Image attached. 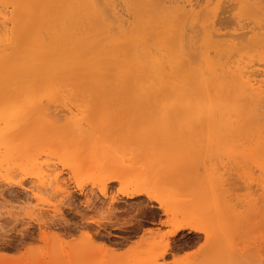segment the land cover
<instances>
[{
    "label": "rangeland",
    "instance_id": "374dc122",
    "mask_svg": "<svg viewBox=\"0 0 264 264\" xmlns=\"http://www.w3.org/2000/svg\"><path fill=\"white\" fill-rule=\"evenodd\" d=\"M57 1L30 0L29 2V0H25L24 2V0H5L7 3L4 6L7 8L8 4L9 7L5 10L7 18L10 19V24L8 25L9 29H11V34L13 35L15 33L13 35V38L16 36L14 38L15 41L20 42L23 38L22 32L27 30V27H40L39 30L42 31V29L46 26L55 27V25H58L60 21L63 23L67 22V24H65L66 26L61 28V31L64 30L68 33L65 42L60 44L64 48L67 47L66 44H77L78 42H80V45H84L82 41H85L86 45V43L90 42V40L96 41V43L99 44L98 46L101 47L102 45L98 41H102V34L101 37L96 36V34L99 35L101 31L108 36L107 38L111 35L115 37L113 32L117 31L118 35L116 33L115 34L118 39L121 35L124 41L119 39L122 42H117L119 40L116 41L115 39L114 49L106 51L102 50V55L96 57V60L99 59L98 63L95 62L96 67L95 65L90 66L89 64L91 62L87 61L83 67L85 69H80L76 66L71 68L68 76L69 80L65 84L66 87L64 94L67 95L68 92L70 95V98L69 95H67L68 98L72 99L71 101L77 105L78 111L76 110L77 108H73L72 105L71 113H68V111H64V113H62V111H60L62 108L60 107V104L58 105L57 103L56 106L58 105L59 107L57 106L56 111L54 110L55 107L51 108L55 113L60 108L57 114L61 112V117L60 114L58 116L62 120V123L61 121L56 120L57 117L55 116L53 119L55 122L52 123L54 126L52 124L50 125V134H47L48 136L34 134L30 140V142L34 143V145L31 146V144H29L30 146L28 147L30 152L35 155L37 166L40 165L45 168V164H48L51 169V174H58L60 181L59 185L61 187L57 189L54 184H51L53 187L49 188V190L43 189L46 193L40 191L35 200L34 197H32L31 192H29V189L33 186V184L35 185V183H37V180L34 181L35 178L33 171L35 170H33L31 165H27L26 168H23L20 165V161H18L15 166H11L7 173H0V213L5 211L8 205L11 206L12 204V206H14L15 203L22 202V200L26 198H28L30 201L29 203L32 204L29 208V204L20 203L21 206L18 208L19 213L16 215H11V213L8 215L0 214V264H264V86L260 89V99L257 101L252 100L251 98H244L238 102V104L236 103L240 107V112L236 114L237 116L233 114V116L231 115L230 120H232V130L230 133H225L223 128H219L221 133H219V131L216 133L217 129H213L211 121L204 115V108L201 105L197 106L195 102L189 104L188 106L180 107L182 115H184L188 121H185L186 119L183 118L182 115L180 116L183 119H180V116L173 112L171 120H163L160 118L159 110L160 108H163V104H161V107L159 106V108L156 105L150 112L146 109L148 106L151 108L153 106L152 101L154 102L160 94L165 91L164 89H166L167 86L169 87V84H164L168 78V82H170L174 79V77H178L177 80L176 78L174 80H180L177 82L178 84L181 83L179 86H182L183 83V86L190 85L192 88L195 84V89L193 88V90L190 89L191 91H189L192 96L196 94L193 96V98H195L198 91L197 84L196 82H193L195 81V77L190 73H193L196 70H201V68L203 70V64H200L201 62L198 60H201V56L204 51L207 50L209 53L211 48L213 49L210 53L212 56L209 54V57H214L211 59L214 63L221 64V60H226L223 58L224 54L223 56L221 54L224 52L226 55L228 52L225 51L226 48L224 45H220L219 41L221 40V42H223V40L231 38L226 37L227 32H229V34L230 32L233 34L234 31L239 33L238 31L241 30L239 28H242L244 35L247 32L245 35V40L247 41L245 43L248 42L250 45L256 43L255 48H257L256 51L253 45L249 46L247 43V49L245 50L248 51L244 50L245 55H242L243 57L241 58L236 56L237 54L233 53L235 55L234 57L233 54L232 56L231 53H229V61L232 62L234 60L235 62L239 60L241 63L242 60V64L244 61L245 63L247 62V65L254 64L252 69H254V67L255 70L256 67L257 69H262V66H260L259 63H264V59L262 57L264 55V10H260L259 7H263L264 4L258 5L256 8L254 1L257 0H208L207 3L205 0H199L201 4L199 2V7L197 6L194 8V12L189 17L190 20L192 19L190 21L186 20V17H180L177 15V7L174 5L175 3L172 2L173 0H170L171 2L167 0L168 3L163 0L164 5H162V0H113L115 5H111V3H113L112 0H102L105 4L101 3V0H95L94 4L97 8L93 4V8L91 7L93 11H97L96 13L98 14L100 13V9H102V11L107 9L110 11L109 13H111V15L108 12H104L103 14V17L108 19L106 21L108 25L105 27L101 26V20L98 15L96 17L93 12L87 10L85 6L86 4L84 5L85 0H70L71 2L69 0ZM75 1L78 2L76 3ZM150 1H152V3ZM193 1L195 2L196 0H192V2ZM23 3L24 5L27 3L30 6H28L29 11L28 9H24V7L27 8V6H23ZM170 3H174V9L171 7L172 5L169 6ZM165 4H168V7H166ZM220 4L222 6H220ZM77 5L79 7H75ZM217 5L220 6V9H218L219 6ZM81 6H83L82 9ZM213 6L216 7L214 8ZM20 8L23 9V13ZM111 8H114L115 11H119V14L122 15V19L130 22L131 27L129 26L124 31L125 33H121L117 29L113 31L111 27V30L107 28L110 26L109 19H114ZM207 9L210 11V14H214V17L212 16L214 19L210 16ZM214 9H216L217 12ZM161 11L168 14L166 15ZM198 11H200L199 14L197 13ZM76 12L77 17H73ZM87 12L88 16L85 15ZM90 13H92L93 17ZM37 14H41L42 17L40 16V18L36 21H31L28 26H26L27 24L24 25V17L26 15L34 17ZM82 14L84 18L81 16ZM215 14L217 16H215ZM17 15H20V17ZM60 15L62 17H60ZM152 15L155 16L154 20L156 21L151 19L153 18ZM165 15L166 17L170 15L172 20L170 18L162 19ZM208 15L212 19H210ZM147 16H149L150 19ZM157 16L160 20H158L159 18H157ZM71 17H73L72 22L70 21ZM85 17L89 18L86 19ZM95 17L99 19V23L95 21ZM177 17H179V21H176ZM50 18H52V21ZM146 18H148V20ZM91 19L95 22H92ZM182 19L183 22H181ZM85 20H88L89 24H87L88 21ZM208 20H214L213 22H215L217 29L214 27V23V29H212L215 33H218V35L219 30L222 29L220 31L221 35H219L218 38L215 36L214 37L216 39L214 37H212L213 39L211 38L212 43L206 36L205 29L207 27L205 28V23ZM167 21L170 22L168 23ZM69 22L71 24H69ZM78 22H81V27L78 25ZM152 22H154L153 25L151 24ZM90 23L95 25H91ZM188 23L189 25H187ZM117 24V21L114 22L113 25L111 24L113 26L112 28L115 29ZM169 24L170 27L167 26ZM21 25H24L22 27L23 30L18 31ZM71 25H73L72 31ZM75 25L77 28L74 27ZM154 25V28H150ZM93 26L96 27L94 28ZM126 26L127 25L125 24V27ZM178 26L179 29H177ZM182 26L184 29L183 34L186 33L184 34L185 49L186 47H189L187 51H189V54H193L190 56L187 52V55L191 57L189 58L192 63L190 62V59L186 57V51L180 50L181 52L183 51L182 54L177 52L178 50L176 44L174 45V41L171 38L174 34V36H176V30L182 29ZM97 27H99V29ZM56 28V31L60 30L58 27ZM92 28H94V30H92ZM135 28H138L141 31H137ZM147 28L150 29L146 30ZM218 28L220 29L218 30ZM236 28L238 30H236ZM75 30H77L78 35ZM92 31H94V34L92 33L91 35ZM244 31L246 32L244 33ZM133 32H135V34ZM132 33L138 36L133 37L134 35ZM222 33H226L223 38L221 37ZM253 33L256 35H253ZM142 34H144L143 36L145 37L144 40L146 42L147 39L150 40H148L149 44L141 39ZM151 35H154V40L156 39L155 41H153ZM91 36H93L94 39ZM146 36H149V38ZM87 38L88 40L90 38V40L86 41ZM138 39L140 40L139 45ZM186 39L188 41H186ZM257 39L259 42H255ZM153 43H155V47H153ZM214 43H219V45L215 47ZM136 44L137 46L135 48ZM144 44L149 45L148 47L147 45L145 46V48L147 47L146 50L144 48ZM199 44L201 45V50L199 49ZM258 44L260 46L262 45V47H259ZM125 45L128 46L126 47ZM150 45L154 49H150ZM156 45H158L159 48H157ZM131 46L132 50L130 48ZM163 46L165 48H163ZM168 46L170 47L168 48ZM134 48L137 51H142H139L140 55H137V57H145L141 59L139 57V59L136 58L135 55L137 54V51H135ZM155 48H163V50H161L162 52H160V56H158V50L156 51ZM116 49L118 52H114ZM149 49L153 51L155 50L157 53H155V51L151 52ZM174 49L177 51L175 52ZM252 49H254V51L250 53L249 51ZM122 50L123 52H121ZM149 51L152 54L154 53L153 56L156 54L157 56H149V54H151ZM108 52L111 53L108 54ZM126 52H128V54ZM141 53L145 55H141ZM162 53L167 57L166 59L163 55H161ZM183 53H185V55ZM131 54L133 56H130ZM214 54L217 55V58L213 56ZM196 55L200 56V58L198 59V56ZM219 55L222 56V58L218 57ZM246 55L249 57H246ZM255 55L257 56L255 57ZM194 56L198 59L197 64L195 62L196 60L194 61V59H196ZM129 57L130 59H133L130 60L128 59ZM157 57H161L162 59L160 61L162 62L163 60L164 63L165 60H168V63L170 59L173 61L177 59L176 62L174 61L177 68L175 64L168 65L169 63H165L164 66V63L162 62L163 67H166V70H169V73L164 70L162 75L163 80L159 79L160 87L159 84H156V82H158V78L155 77L157 81L153 78L155 76H153L154 73L151 76L153 70L151 69L150 71L148 69V66L151 67L150 63H153V60ZM101 58L107 61L111 59L109 60V63L110 61L112 62L110 65H105V61ZM137 59L139 61H142L143 59V64L146 60H148V64L146 65L147 68L145 65L139 66L140 63ZM252 59L254 60L252 61ZM118 60L123 64L117 62ZM255 61L258 62V65L255 64ZM99 62L104 64H99ZM127 63H131L130 66ZM120 64H122V66H120ZM177 64H180L181 66ZM104 66H106V68L102 69ZM171 66L172 69L170 68ZM128 67L130 69L133 67L135 68L130 70ZM117 68L120 72L116 70ZM105 69L110 71V73ZM176 69L180 71L178 72V74L181 73L180 77L175 76L177 73ZM185 69H187V75H185L187 77L184 78L181 70H183L184 73ZM112 70H116L117 73ZM121 70L123 75H119L122 74ZM96 71H98V73ZM95 72L98 75H94L96 74ZM90 73L92 74L89 76ZM146 73L149 75H146ZM117 74L119 76H116ZM170 74L172 75L169 76ZM97 76L100 79L96 78ZM125 76L128 78L127 81L130 80L129 82L125 79L123 80V78H126ZM116 77L118 80H116ZM188 79L190 81L192 80L193 83L191 84ZM110 80H116L117 82H111ZM122 80L124 81V84L122 83ZM149 80L150 82H153L150 83ZM105 81L107 82L105 83ZM95 83H98L99 85L97 86L100 88L97 87L95 91H89L88 88L91 89ZM118 83L119 85L121 83V86L124 85V90L121 89L122 87L119 86ZM186 83L189 84L187 85ZM79 84H84L85 86L81 87ZM76 86L79 87V89L76 88ZM157 86L159 90L161 88L160 92L159 90H156ZM116 87L119 89L118 92H116L117 90H113L116 89ZM105 89L108 92L105 91ZM141 89L143 90V93H141ZM120 90L124 92H120ZM153 90L155 93H153ZM77 91L80 92L79 95L82 97L79 98L78 93H76ZM226 93L227 92H224V95H226ZM75 94L77 96H75ZM154 94L155 96H150ZM220 94L222 95L223 93ZM109 95L112 96V98H110ZM144 95L146 97L148 96V100L144 97ZM98 97L102 100L104 99V103L102 100L101 102L106 108L101 107L102 105L100 104L98 105L100 107L97 106V104L100 103ZM151 97H155V99L150 102ZM106 98L108 99V102ZM226 98L229 101L231 100L229 94L226 95ZM93 103L94 105L92 106ZM43 104H45L43 106L46 107L48 103L43 101ZM49 104L51 105L52 103ZM150 108L148 109L150 110ZM144 109L148 111V114L144 115L148 118L145 117V119L143 118V114L146 113ZM81 110H84V113L78 115V112ZM201 111L203 115L201 114ZM241 111L244 113L242 114ZM121 114L123 116H121ZM176 116L179 117L178 122L185 121L183 122L184 124L180 123V128H178L179 124H174V122H177L176 120H178V118L176 119ZM190 116L197 117L196 121H194L195 117L192 118V120ZM200 116H203L206 121L199 118ZM239 116H242L241 119ZM79 117L80 119L82 118V120H80L77 124H74ZM155 117H158V119H153ZM84 118H91L92 121ZM142 118L144 120H142ZM139 119L142 122V125H139L138 127L137 125L140 124ZM190 120L197 123V125H200V121L202 123L206 122V126H204L203 123V127L200 125L202 129L200 128L199 130V127L197 126V129L195 126L196 124L194 125V123ZM145 121H147L146 123L148 125L150 124L148 127L150 130L154 127V125L156 126L155 123L159 121V123H157L159 125L157 126L161 127L162 125L163 127H166L164 131L167 132L162 130L165 134L162 133L161 129L163 127L161 129H157L156 126L152 132L150 131V133L153 134V131L155 130L154 132H156L157 130L154 134L155 137L153 135L148 138V136L146 137L147 134L145 135L148 131L141 132L137 129L140 128V130H143L142 126ZM161 121L166 122L161 124ZM171 121L174 124L173 127L169 124ZM235 121L237 123H235ZM102 122L104 124H102ZM186 122H190L188 124H192L193 128L196 127L195 131L199 135L201 134V136L198 137L196 133L195 135L191 134L194 130H192L191 127L190 129L188 124V126L186 125L188 127L187 128L185 126ZM70 123L73 124V127L76 129L79 128L80 133L76 135L77 137H74L75 135L71 134L74 132L72 128L69 127ZM102 125L103 127L100 129ZM176 125L177 128H174ZM145 127L147 129L146 125ZM169 127H171V129L168 131ZM182 127H185V130L181 129ZM205 127H207L206 135L208 139H206V135H204V132L206 131L202 132L203 130H206ZM80 128H83L85 132L81 131L82 129ZM69 129L71 131H69ZM173 129L175 131L176 129L183 131H179L180 133H170ZM189 129L192 131L190 132ZM58 131L60 133L59 137L56 136V132ZM158 131L159 133H162L164 141H160L162 138ZM186 131H188V133L190 132L189 134H191L192 137H190V135H186ZM213 131H216L215 134ZM69 133L71 135H69ZM94 134H97V137L96 135L94 136ZM143 134L145 137L142 136ZM181 134L182 136L180 137ZM183 134L185 136H183ZM53 136L55 137L54 139ZM175 136L180 138H175ZM156 137L157 139H160L157 140ZM46 138L48 140L44 142ZM169 138L172 140H169ZM50 139H53L54 141ZM165 139L168 141H165ZM90 144L94 147H92V145L90 146ZM105 146L111 148V150L113 149V152L111 150H106V154V151L104 152L102 150ZM119 149L120 151H118ZM124 149L126 150L124 151ZM93 151L94 154H92ZM110 152H112V154ZM102 153L105 154L103 155ZM91 155H93V157H91ZM103 157L107 159L104 160ZM99 160L102 161H100V164ZM10 172L13 176H15L13 177ZM7 177L10 178V183L7 181ZM110 177L117 180L107 181ZM103 183H105V194L101 193ZM135 188L141 191V196L131 197L130 194L128 195V193ZM161 203L163 205H161ZM159 204L164 208H167L166 215L162 213V210L159 208ZM25 207L27 208V211ZM31 208L34 211L37 210V212L33 211L30 213L28 210ZM111 208L114 209V211ZM12 210L14 211V209ZM15 211L14 213H17L16 209ZM139 211L140 213H138ZM134 217L136 219L138 218V221H136ZM134 219L136 221L135 223H140V225L137 224L139 226L136 227V224L133 222ZM164 220H169L171 222L168 224H161L160 222ZM182 220H191L196 226L201 227V231L197 233L183 230L176 235L169 237L168 235L172 226ZM131 222L133 223V226L131 225Z\"/></svg>",
    "mask_w": 264,
    "mask_h": 264
},
{
    "label": "bare ground",
    "instance_id": "6f19581e",
    "mask_svg": "<svg viewBox=\"0 0 264 264\" xmlns=\"http://www.w3.org/2000/svg\"><path fill=\"white\" fill-rule=\"evenodd\" d=\"M20 1H23V0H20ZM57 1V0H56ZM70 1V0H69ZM73 1V0H72ZM95 0H85V3H84V5L86 6V8H87V10L88 11H91V12H93L95 15H96V17H97V15L100 17V20H101V26H107L108 25V23L106 22L108 19H106L105 17H103L104 15V12H110L109 10H107L106 8H104V9H106L105 11H102V9H100V13H96L95 11H93V4L95 3L94 2ZM113 1V0H112ZM123 1V0H122ZM121 1V2H122ZM166 2H167V0H165ZM172 1V0H171ZM170 0H169V2H171ZM207 1L208 0H205V2L207 3ZM217 1V0H216ZM258 1V2H257ZM257 1H254V3H255V6H256V8H257V6L258 5H261V4H264V0H257ZM24 2H25V0H24ZM29 2H30V0H29ZM36 2V1H35ZM55 2V1H54ZM58 2V1H57ZM65 2H67V1H65ZM71 2V1H70ZM76 2V1H75ZM78 2V1H77ZM76 2V3H77ZM149 2V1H148ZM151 3H152V1H150ZM163 0H162V5H164L163 4ZM172 2H174V3H170L169 4V6H171V7H173V9L175 8L174 7V5H176V7H177V15L178 16H180V17H186L185 19L186 20H190V16L192 15V13L194 12L193 10H194V8L195 7H199V0H196L195 2L193 1L192 2V0H173ZM203 2V1H202ZM257 2V3H256ZM7 2H5V0H0V173L2 172H6L7 173V171L11 168V166H15L16 164H17V162L18 161H20V165L23 167V168H26V166L27 165H31V167L33 168V170H35V171H33V175H34V178H35V180L34 181H36L37 180V183H35V185L33 184V186L29 189V192H31V195H32V197H34V199L36 200V197L38 196V194L40 193V191H43V189L44 190H49V188H52L53 186H51V184H54L55 185V188H59V187H61L59 184V176H58V174H51V169H50V166L48 165V164H45V168L44 167H41L40 165H38L37 166V162H36V159H35V155L32 153V152H30V150H29V147L28 146H30L29 144H31V146H33L34 145V143H32V142H30V140H31V138L33 137V135L34 134H38V135H40V136H45V135H47V134H50V132H49V129H50V125L52 124V123H54L55 122V120H53L54 119V117L56 116L57 118H59V119H57L56 118V120H58V121H61V123H62V120L60 119V117H61V112L59 113L60 114V117L58 116L59 114H57L58 112H59V109H58V111L55 113L54 112V110L56 111V108H57V106L60 104V107L62 108L60 111H62V113H64V111H68V113L70 112H72V110H71V106L74 108H77L76 110L78 111V107H77V105L76 104H74L71 100L72 99H69L70 98V95L68 94V90L66 91L67 92V95H69V98H68V96L67 95H65L64 93H65V87H66V83H67V81L69 80V78H68V76H69V73H70V70H71V68L73 67V66H76L77 68H80V69H85V68H83L85 65V63L87 62V61H89V62H91L89 65L90 66H93V65H95V67H96V63L95 62H97L98 63V60H96V57L97 56H99V55H102V50H104V51H106V50H109V49H114V47H115V39H116V41L117 40H119V39H122V36L120 35V37H119V39H118V37H117V31H114V30H119V32H124L129 26L131 27V24H130V22H128V20H124V19H122V15H120L119 14V11H115L114 10V8H111V11H112V14H113V16H114V19L112 18V19H109L110 21V26L109 27H107V28H109L110 29V27H111V29L114 31L113 32V34L115 35V37L113 36V35H111L109 38H107L108 36L104 33V32H102L101 31V33L98 35V34H96V36L97 37H101V34H102V41H98L101 45V47H99L98 45L99 44H97L96 43V41H91L90 40V38L92 37L93 38V36H91L90 38H89V40H90V42H87L86 43V45H85V41H82V40H79V41H82V43L84 44V45H80V42H78L77 44H73L72 42H69V43H72V44H66V46L67 47H63V46H61L60 44L61 43H63V42H65V40H66V37H67V34L68 33H66L64 30H62L61 31V28H64V26H66L65 24H67V22H65V23H63V22H61L60 21V23L58 24V25H55V27H52V26H46V27H44V29H42V31H40L39 30V28L40 27H27V30H25V31H23L22 32V34H23V38L20 40V42H17V41H15V37L16 36H14V38H13V35L15 34H11V29H9V25L8 24H10L9 23V21H10V19L9 18H7V15H6V9H8L9 7H8V4H7V8H6V6H4L5 4H6ZM59 3V2H58ZM101 3H103L102 2V0H101ZM120 3V2H119ZM168 3V2H167ZM219 3H220V1H219ZM31 4V3H30ZM60 4V3H59ZM67 4V3H66ZM75 4V3H74ZM99 4V3H98ZM103 4H105V3H103ZM112 4H114L115 5V3H114V1H113V3H111V5ZM174 4V5H173ZM200 4H201V2H200ZM23 6H27V8L26 7H24V9L25 10H27L28 9V4L26 3L25 5H24V3L22 4ZM54 5V4H53ZM56 5H58V4H56ZM95 5V4H94ZM113 5V6H114ZM166 5V4H165ZM21 6V5H20ZM70 6V5H69ZM151 6H153V5H151ZM160 6V5H159ZM208 6V5H207ZM210 6V5H209ZM217 6H219V5H217ZM220 6H222L221 4H220ZM220 6H219V8L218 9H220ZM11 7V6H10ZM19 7V6H18ZM30 7V6H29ZM68 7V6H67ZM75 7H79L78 5L77 6H75ZM74 7V8H75ZM82 7L83 6H81V9H82ZM92 7V8H91ZM95 7L97 8V6L95 5ZM117 7V6H116ZM162 7V6H161ZM160 7V8H161ZM166 7H168V4L166 5ZM171 7H169L170 9H172ZM212 7V6H211ZM214 7V6H213ZM216 7V6H215ZM214 7V8H215ZM22 8V7H21ZM20 8V9H21ZM63 8V7H62ZM74 8H73V11H74ZM210 8V7H209ZM216 8V9H217ZM255 8V9H256ZM260 8V10L262 9V10H264L263 8H264V6L262 7V6H260L259 7ZM53 9V8H52ZM71 9V8H70ZM85 9V8H84ZM98 9H99V6H98ZM109 9V8H108ZM162 9V8H161ZM168 9V8H167ZM201 9V8H200ZM212 9V8H211ZM216 9H214V10H216ZM22 10V13H23V9H21ZM80 10V9H79ZM164 10V9H163ZM203 10V9H202ZM208 10V9H207ZM257 10V9H256ZM8 11V10H7ZM28 11H29V9H28ZM65 11V10H64ZM63 11V12H64ZM86 11V10H85ZM165 11V10H164ZM170 11V10H169ZM201 11V10H200ZM200 11H198L197 13L199 14L200 13ZM209 11V10H208ZM207 11V12H208ZM83 12V11H82ZM154 12V11H153ZM162 12V11H161ZM172 12V11H171ZM202 12V11H201ZM214 12V11H213ZM216 12H217V10H216ZM256 12H258V11H256ZM8 13V12H7ZM27 13H29V12H27ZM65 13H66V11H65ZM65 13H63V14H65ZM67 13H68V11H67ZM70 13H71V11H70ZM85 13V12H84ZM83 13V14H84ZM162 13H165L166 14V12H162ZM209 14H210V11L208 12ZM219 13V12H218ZM9 14V13H8ZM48 14V13H47ZM83 14L81 15L83 18H84V16H83ZM91 14V16L93 17V15H92V13H90ZM89 14V15H90ZM110 15H111V13H109ZM168 14V13H167ZM166 14V15H167ZM173 14V13H172ZM202 14H203V12H202ZM217 14V13H216ZM215 14V16H217ZM77 15V12L75 13V15L73 16V17H75ZM78 15H80V14H78ZM85 15H87L88 16V12L85 14ZM162 15V14H161ZM166 15H165V17H162V19L163 18H172V17H170V15H168V17H166ZM176 15V16H177ZM207 15V14H206ZM13 16V15H12ZM17 16H19L20 17V15H17ZM40 16H41V14L39 15V14H37V15H35L34 17H30V15H26L25 17H24V25L25 24H27L26 26H28L29 25V23L31 22V21H36L37 19H39L40 18ZM66 16V15H65ZM81 16H79V17H81ZM91 16H89V17H91ZM160 16V15H159ZM210 16L212 17H214V14L212 15V14H210ZM209 15H208V17L210 18V19H212L211 17H210ZM18 17V18H19ZM42 17V16H41ZM46 17V16H45ZM60 17H62L61 15H60ZM73 17H71V22H72V18ZM77 17V16H76ZM89 17H85L86 19H88ZM95 17V18H96ZM112 17V16H111ZM124 17H125V15H124ZM149 19H150V17L149 16H147ZM152 17L153 18H151L153 21H156V20H154V17L155 16H153L152 15ZM17 18V19H18ZM47 18V17H46ZM67 18V17H66ZM101 18H103V19H101ZM105 18V19H104ZM148 18H146L147 20H148ZM157 18H159L158 16H157ZM178 18L179 17H177V20L176 21H179L178 20ZM208 18V19H209ZM217 18V17H216ZM184 19V18H183ZM183 19L181 20V22H183ZM214 19V18H213ZM19 20H20V18H19ZM18 20V21H19ZM47 20V19H46ZM45 20V21H46ZM50 20L52 21V18H50ZM67 20V19H66ZM74 20V19H73ZM81 20H82V18H81ZM92 20V19H91ZM99 19L98 18H96V20L95 21H97L98 23H99V21H98ZM114 20H116L117 22H118V24H117V26L115 27V29H113L112 27V25L114 24V22H116V21H114ZM158 20H160V18L158 19ZM172 20V19H171ZM170 20V21H171ZM192 20V19H191ZM190 20V21H191ZM44 21V22H45ZM85 21H88V20H85ZM95 21H93L92 20V22H95ZM169 21V22H170ZM185 21V20H184ZM214 21V20H213ZM212 20H208L206 23H205V30H206V36H207V38H209L210 39V42L212 43V40H211V38L212 37H216V38H218L219 37V35H221V33H220V31L222 30V29H220V28H218V30H219V35H218V33H215L214 31H213V23H214V27L216 28V24H215V22H213ZM217 21V20H216ZM15 22V21H14ZM75 22H76V20H75ZM83 22V21H82ZM113 22V23H112ZM165 22V21H164ZM168 22V21H167ZM168 22V23H169ZM173 22H174V20H173ZM181 22H180V24H181ZM186 22V21H185ZM218 22V21H217ZM42 23V22H41ZM145 23H147V22H145ZM153 23L154 22H152L151 24L153 25ZM179 23V22H178ZM16 24V23H15ZM69 24H71L70 22H69ZM75 24V23H74ZM87 24H89V21H88V23ZM91 25H95V24H92V23H90ZM112 24V25H111ZM125 24L127 25L126 27H125ZM130 24V25H129ZM148 24V23H147ZM162 24V23H161ZM167 24V23H166ZM171 24V23H170ZM170 24L169 25H167V26H169L170 27ZM218 24V23H217ZM264 24V23H263ZM23 25V26H24ZM53 25V24H52ZM78 25L81 27V22H78ZM99 25V24H98ZM143 25H145V24H143ZM143 25H142V27H143ZM175 25H176V23H175ZM184 25H185V23H184ZM187 25H189V23L187 24ZM219 25V24H218ZM217 25V26H218ZM22 25H21V27H20V29L18 30V31H22L23 30V27ZM38 26V25H37ZM72 26L73 25H71V28H72ZM84 26V25H83ZM14 27V26H13ZM56 27H58L60 30L59 31H56ZM75 28H77L76 27V25L74 26ZM94 27V26H93ZM96 27V26H95ZM94 27V28H95ZM100 27V26H99ZM99 27H97L98 29H99ZM155 27V25L154 26H152V27H150V28H154ZM161 27V26H160ZM160 27H158V28H160ZM165 27H166V25H165ZM173 27V26H172ZM171 27V28H172ZM177 27V26H176ZM242 27V26H241ZM66 28V27H65ZM83 28V27H82ZM89 28H91V27H89ZM94 28H92V30H94ZM133 28V27H132ZM150 28H147L146 30H149ZM173 28H175V27H173ZM182 29H180V30H176L177 32H176V36H174L173 35V37H171L172 38V40L174 41V45L176 44V47H177V50H175L174 49V51L176 52H178L179 54H182V52L183 51H186V55H187V52H188V54H189V51H187L188 50V48L189 47H186V49H185V45H184V40H185V37H184V34H186V33H184L183 34V26L181 27ZM189 28V27H188ZM213 28V29H212ZM238 28V27H237ZM236 28V30H238ZM255 28V27H254ZM108 29V30H109ZM110 29V30H111ZM134 29V28H133ZM136 29V28H135ZM140 29H142V28H140ZM170 29V28H169ZM177 29H179V26H178V28ZM217 29V28H216ZM235 29V28H234ZM239 29H241L240 31H238L239 33H237L236 31H234V33L233 34H231V32H230V34H229V32H227V34H226V37H228V38H230V39H227V40H223V42H221V40L219 41L220 42V45H224V47L226 48V50L225 51H227L228 53L225 55V53L223 52L221 55L223 56V54H224V57L223 58H225L226 60H221L222 62H221V64H216V63H214V61H212L211 59L212 58H214V57H212V58H210L209 57V54L212 52V48H211V51L208 53V51L206 50V51H204L203 52V54H202V56H201V60L199 59L200 58V56H198V55H196V56H198V59H197V57L196 56H194V57H196V59H194V61L196 62V64H197V60L199 61V62H201L200 64H203L202 65V67H203V70H202V68H201V70H196V71H194L193 73L191 72L190 74H192L194 77H195V81H193V82H196V84H197V98L195 97V98H193V96L194 95H196V94H194L193 96H192V94L191 93H189V91H191V90H193V88L195 89V84L193 85V87L191 88L190 87V85L189 86H183V83H182V86H179V85H181V83H177L178 81H180V80H178V81H176L177 80V78L176 77H174V79L176 78V80H169L170 82H168V79H167V81L166 82H164V84H166V85H168L169 84V87L167 86V88L166 89H164L165 91H163V93L162 94H160V96L153 102L152 101V103H153V106L150 108V106H148V108H150V110L148 109V108H146L149 112L151 111V109L154 107L155 108V106L157 105L158 106V108H159V106L161 107V104H163L164 106H163V108H160V110H159V116H160V118H162L163 120H171V118H172V112L173 113H177V115H182V110L180 109V107H183V106H188L189 104H191V103H193V102H195L196 104H197V106L198 105H201L203 108H204V110L203 111H205V117L207 118V119H209L210 121H211V124H212V126H213V129H217V132L216 133H218V131H219V133H221L220 132V130H219V128H223L224 129V131H225V133L227 132V133H230L231 132V130H232V127H231V121L232 120H230L231 119V115L233 114V115H235V116H237L236 114H238L239 112H240V107H239V105H237L238 104V102H240L242 99H244V98H251L252 100H258V99H260V89H261V87H263L264 86V66H263V64L262 63H259L260 64V66H262V69H257V67H256V70H255V67H254V69H252V67L254 66V64H253V62H252V64L253 65H247V62L245 63V61H244V63L242 64V60H241V63L239 62V60H237V61H235L234 62V60L232 61V62H230L229 61V58H230V54L229 53H231V55L234 53V54H237L236 56H239V57H243L242 55H245L244 54V52L245 51H248V50H245V49H247L246 48V44L248 43H245L247 40H245V38H246V34H247V32L246 31H244V33H245V35L243 34V31H242V28H239ZM73 30V28L71 29V31ZM109 30V31H110ZM128 30H131V29H128ZM137 31L139 30L138 28L136 29ZM158 30V29H157ZM247 30V29H246ZM13 31V30H12ZM133 31V30H132ZM139 31H141V30H139ZM161 31V30H160ZM167 31H169V30H167ZM175 31V30H174ZM187 31V30H186ZM202 31V30H201ZM248 31V30H247ZM75 32H76V34H77V30H75ZM94 31H92L91 32V35H92V33H93ZM112 32V31H111ZM111 32H109V33H111ZM136 32V31H135ZM135 32H133L134 34H135ZM218 32V31H217ZM236 32V33H235ZM240 32H242V33H240ZM13 33V32H12ZM90 33V32H89ZM117 35H116V34ZM125 33V32H124ZM127 33V32H126ZM129 33V32H128ZM132 33V34H133ZM140 33H143V32H140ZM140 33H139V36H140ZM148 33V32H147ZM166 33H169V32H166ZM86 34V33H85ZM94 34V33H93ZM107 34H108V32H107ZM133 34V35H134ZM225 34H223L222 33V38L225 36ZM18 35V34H17ZM21 35V34H20ZM78 35V34H77ZM132 35V36H133ZM144 34H142V37H141V39H143L144 40V36H143ZM148 35V34H147ZM230 35V36H229ZM253 35H256V34H254L253 33ZM138 36V35H137ZM136 35H134L133 37H137ZM152 36V35H151ZM165 36H167V35H165ZM20 37V36H19ZM130 37V36H129ZM147 37V36H146ZM157 37V36H156ZM160 37V36H159ZM158 37V38H159ZM183 37H184V39H183ZM186 37H187V35H186ZM214 37V38H215ZM220 37V38H221ZM249 37V36H248ZM124 38V37H123ZM147 38H149V36L147 37ZM152 38H153V41H155L154 40V35L152 36ZM166 38V37H165ZM215 38V39H216ZM20 39V38H19ZM82 39H83V37H82ZM94 39V38H93ZM96 39V38H95ZM101 39V38H100ZM160 39H162V38H160ZM213 39V38H212ZM256 39V38H255ZM88 40V38H87V40L86 41H89ZM139 40V39H138ZM148 40L149 39H147V42L146 43H148L149 44V42H148ZM122 41H124L123 39H122ZM121 40H119V41H117V42H122ZM150 41V40H149ZM186 41H188L187 39H186ZM215 41H217V40H215ZM160 42V41H159ZM192 42H194V41H192ZM213 42H214V40H213ZM255 42H259V40L257 39V41L255 40ZM135 43V42H134ZM133 43V44H134ZM139 43H140V40L138 41V45H139ZM144 43V42H143ZM164 43H165V41H164ZM167 43V42H166ZM186 43H188V42H186ZM262 43V42H261ZM148 44H146L147 45V47L149 46ZM152 44V43H151ZM154 45H153V47H155V43H153ZM215 44V47H217L218 45H219V43H214ZM249 44V46H252L253 45V47L255 48V45H256V43L255 44H252V45H250V43H248ZM247 44V45H248ZM63 45V44H62ZM131 45V44H130ZM145 44H144V48H145V46H146ZM163 45V44H162ZM200 45V44H199ZM201 45H202V43H201ZM201 45H200V50H201ZM264 45V44H263ZM63 47V48H61V47ZM119 46V45H118ZM121 46V45H120ZM126 46V45H125ZM128 46V45H127ZM126 46V47H127ZM136 46H137V44L135 45V48H136ZM157 46V48H159L158 47V45H156ZM170 46H171V44H170ZM170 46H168V48L170 47ZM172 46H173V44H172ZM187 46H188V44H187ZM211 46H212V44H211ZM210 46V47H211ZM258 46L259 47H262V45L260 46L259 44H258ZM125 47V48H126ZM140 47V46H139ZM146 47V48H147ZM191 47V46H190ZM213 47V46H212ZM215 47H214V49H215ZM118 48V47H117ZM122 48H124V47H122ZM131 48V50H132V46L130 47ZM134 48V50L135 51H137L136 49ZM141 48H142V46H141ZM146 48H145V50H146ZM163 48H165L164 46H163ZM163 48L161 49H156L155 48V50L157 51L158 50V53L155 51V53H157L158 54V56H160V52H162L161 50H163ZM264 48V47H263ZM90 49V50H89ZM140 49V48H139ZM143 49V48H142ZM150 49H154V48H152V46L150 45ZM149 49V50H150ZM206 49V48H205ZM260 49H262V48H260ZM160 50V51H159ZM165 50V49H164ZM180 50H183L182 52L180 51ZM245 50V51H244ZM255 50L257 51V48H255ZM115 51H117V49L116 50H114V52ZM120 51V50H119ZM134 51V52H135ZM140 51V50H139ZM137 51V54L135 55L136 56V58H144L143 56H138L137 57V55H140V52H142V51ZM151 52L153 51V50H150ZM149 51V52H150ZM153 51V52H154ZM180 51V52H179ZM199 51V50H198ZM216 51H217V49H216ZM252 51H254V49H252V50H250L249 52L250 53H252ZM259 51V50H258ZM263 51V50H262ZM118 52V51H117ZM121 52H123V50L121 51ZM129 52H130V50H129ZM132 52V51H131ZM147 52V51H146ZM149 52H148V54H149ZM150 52V53H151ZM168 52H169V50H168ZM167 52V53H168ZM105 53H107V52H105ZM111 53V52H110ZM109 52H108V54H110ZM112 53H113V51H112ZM127 54H128V52H126ZM133 53V52H132ZM164 53V52H163ZM161 54V55H163V57H165V59L167 58L166 56H164V54ZM166 53V54H167ZM178 53H177V55H178ZM216 53V52H215ZM256 53V52H255ZM258 53V52H257ZM264 53V52H263ZM116 54V53H115ZM119 54H120V52H119ZM154 54V53H153ZM153 54L151 53V54H149V56L150 55H152L153 56ZM157 54L156 55H154L153 57H155V56H157ZM184 55H185V53H183ZM233 54V55H234ZM104 55V54H103ZM106 55V54H105ZM122 55V54H121ZM120 55V56H121ZM141 55H145V54H142L141 53ZM170 55V54H169ZM190 56H192L193 54H189ZM232 55V56H233ZM263 55V54H262ZM115 56V55H114ZM130 56H133L132 54L130 55ZM190 56H186V57H190ZM210 56H212V54H210ZM213 56H215V58H217L216 56L217 55H213ZM222 56H218V57H221L222 58ZM231 56V57H232ZM248 55H246V57H247ZM253 56H254V52H253ZM252 56V57H253ZM257 55H255V57H256ZM112 57V56H111ZM116 57H118V56H116ZM123 57V56H122ZM127 57V56H126ZM177 57V56H176ZM185 57V56H184ZM185 57V58H186ZM234 57H235V55H234ZM249 57V56H248ZM259 57V56H258ZM263 57V59H264V55L262 56ZM119 58V57H118ZM138 58V59H139ZM171 58H173V57H171ZM191 58V57H190ZM189 58V59H190ZM240 58V59H241ZM103 61H105V65L107 64V65H110L111 64V62L112 61H110V63H109V60H111V59H109L108 61L107 60H104L103 58H101ZM128 59H130V57L128 58ZM131 59H133V58H131ZM130 59V60H131ZM137 59V60H138ZM162 58L161 57H157V58H155L154 60H153V63L151 62L150 64H151V67H149L148 66V69L151 71V69L153 70V72L151 73V76H152V74H153V78H158L157 80H158V82H156L157 80H156V78H155V82H156V84H159V87H160V83H159V81L162 79V75H163V73H164V70H166V67H163V64H162V62H163V60H162V62L160 61ZM174 59V58H173ZM232 59V58H231ZM238 59V58H237ZM244 59V58H243ZM256 59V58H255ZM94 60V61H93ZM121 60V59H120ZM124 60V59H123ZM177 60V59H176ZM176 60H174L175 62H176ZM249 60H251V59H249ZM254 59H252V61H253ZM92 61H93V63H92ZM101 61V60H100ZM107 61V62H106ZM114 61V60H113ZM122 61V60H121ZM136 61V60H135ZM139 61V60H138ZM142 61H144L143 59H142ZM142 61H139V63H140V65L139 66H142V65H147L148 64V60H146L145 61V63L143 64L142 63ZM168 61V60H167ZM167 61L165 60V63H167ZM173 60H169V64L168 65H174L175 64V62H174ZM193 61V60H192ZM247 61H248V59H247ZM102 62V61H101ZM101 62H99V64L101 63ZM117 62H119V63H122V62H120L119 60L117 61ZM117 62H116V64H117ZM190 62H191V59H190ZM189 62V63H190ZM198 62V63H199ZM202 62H204V63H202ZM261 62V61H260ZM118 63V64H119ZM131 63H132V61H131ZM130 63V64H131ZM136 63V62H135ZM138 63V62H137ZM142 63V64H141ZM164 63V62H163ZM165 63H164V66H165ZM173 63V64H172ZM188 63V64H189ZM192 63V62H191ZM190 63V64H191ZM194 63V62H193ZM101 64H104V63H101ZM112 64H114V63H112ZM123 64V63H122ZM122 64H120V66H122ZM128 64V63H127ZM130 64H128L129 66H130ZM133 64V63H132ZM255 64L256 65H258V62H256L255 61ZM168 65H166V66H168ZM177 65H180V64H177ZM195 65V64H194ZM118 66V65H117ZM119 66V67H120ZM175 66H176V64H175ZM181 66V65H180ZM182 66H184V65H182ZM192 66V65H191ZM259 66V67H260ZM114 67H116V66H114ZM124 67V66H123ZM122 67V68H123ZM169 67V66H168ZM199 67V66H198ZM258 67V68H259ZM76 68V69H77ZM89 68V67H88ZM104 68H106V66H104L102 69H104ZM110 68H112V67H110ZM110 68H108V69H110ZM129 68V67H128ZM135 67H133V68H129L130 70H132V69H134ZM146 68H147V66H146ZM171 69H172V66L170 67ZM176 68H177V66H176ZM182 68V67H181ZM249 68H250V70H249ZM91 69V68H90ZM101 69V68H100ZM112 69H114V68H112ZM170 69V70H171ZM252 69V70H251ZM106 70V69H105ZM116 70H118V68L116 69ZM116 70H112V71H114V72H116ZM123 70V69H122ZM122 70H121V72H122ZM129 70V71H130ZM136 70H138V69H136ZM149 70H148V72H149ZM177 70V69H176ZM186 70L187 69H185V72L183 73V70H181V72H182V74L184 75V78L185 77H187V76H185V75H187L186 74ZM257 70H259V71H257ZM87 71V70H86ZM94 71V70H93ZM92 71V72H93ZM100 71V70H99ZM107 71V70H106ZM119 71V70H118ZM134 71V70H133ZM167 72L169 71V70H166ZM97 73H98V71H96ZM95 72V73H96ZM107 72H109L110 73V71H107ZM120 72V71H119ZM167 72H165V73H167ZM171 72V71H170ZM178 72H180V71H178L177 70V73H176V75L175 76H179L180 77V75H181V73L180 74H178ZM94 74V75H98V74ZM112 73V72H111ZM117 73V72H116ZM133 74H135L134 72H132ZM132 73H131V75H132ZM141 73V72H140ZM169 73V72H168ZM167 73V74H168ZM80 74V73H79ZM78 74V75H79ZM84 74V73H83ZM92 73H90L89 74V76L91 75ZM105 74H107V73H105ZM104 74V75H105ZM129 74H130V72H129ZM136 74H137V71H136ZM144 74V73H143ZM74 75H76V74H74ZM81 75V74H80ZM79 75V76H80ZM112 75V74H111ZM119 75H123V72H122V74H119ZM118 74L116 75V76H119ZM124 75H126V74H124ZM146 75H149V74H147L146 73ZM172 74H170L169 76H171ZM189 75V74H188ZM83 76V75H82ZM88 76V77H89ZM101 76H102V74H101ZM114 76H115V74H114ZM127 76L129 77V75L127 74ZM166 76H168V75H166ZM190 76V75H189ZM188 76V77H189ZM92 77H95V76H92ZM126 77V76H125ZM135 77V76H134ZM80 78V77H79ZM78 78V79H79ZM83 78V77H82ZM90 78V77H89ZM88 78V79H89ZM96 78H99L98 76L96 77ZM105 78V77H104ZM117 78V77H116ZM127 78V77H126ZM126 78H123V80L125 79L126 81L128 80V78L126 79ZM81 79V78H80ZM80 79H79V81H80ZM100 79V78H99ZM106 79V78H105ZM119 79H121V78H119ZM152 79V78H151ZM160 79V80H159ZM193 79V78H192ZM107 80V79H106ZM116 80H118V78L116 79ZM115 80V81H116ZM122 80V81H123ZM144 80H145V78H144ZM163 80V79H162ZM189 80V79H188ZM83 81H86V80H83ZM89 81V80H88ZM91 81H93V80H91ZM98 81V80H97ZM111 81V80H110ZM115 81H111V82H115ZM125 81V82H126ZM130 81V80H129ZM129 81H127V82H129ZM181 81H183V80H181ZM190 81V80H189ZM99 82V81H98ZM103 82V81H102ZM107 81H105V83H106ZM117 82V81H116ZM149 82H150V80H149ZM151 82H153V81H151ZM150 82V83H151ZM192 82V80L190 81V83L192 84L193 83ZM81 83V82H80ZM105 83H102V84H105ZM123 84H124V81L122 82ZM111 84V83H110ZM110 84H109V86H110ZM126 84V83H125ZM141 84V83H140ZM187 84V83H186ZM189 84V83H188ZM187 84V85H188ZM80 85V84H79ZM97 85H99L98 83H95L94 84V86H92V88L90 89V88H88V90L89 91H95L96 90V88L97 87H99V86H97ZM117 85V84H116ZM118 85H119V83H118ZM163 85V84H162ZM165 85V86H166ZM68 86V85H67ZM78 86V85H77ZM76 86V88H78L79 89V87H77ZM81 87H84L85 85L84 84H81L80 85ZM114 86H115V84H114ZM119 86H121V83H120V85ZM124 86V85H123ZM123 86H121L122 88L121 89H123ZM195 86V87H194ZM106 87V86H105ZM113 87V86H112ZM118 87V86H117ZM117 87H116V89H113V90H117L116 92H118V90L119 89H117ZM153 87V86H152ZM100 88V87H99ZM103 88V87H102ZM111 88V87H110ZM114 88V87H113ZM119 88V87H118ZM181 88V89H180ZM69 89V88H68ZM70 89L72 90V88L70 87ZM107 89V88H106ZM105 89V91H107ZM168 89V90H167ZM191 89V90H190ZM99 90V89H98ZM109 90H111V89H109ZM124 90V89H123ZM156 90H159L158 89V86H157V89ZM160 90H161V88H160ZM160 90H159V92H160ZM167 90V91H166ZM82 91V90H81ZM101 91V90H100ZM104 91V90H103ZM195 91V90H194ZM102 92V91H101ZM108 92V91H107ZM110 92V91H109ZM111 92H113V91H111ZM120 92H124V91H122V90H120ZM158 92V91H157ZM156 92V93H157ZM158 92V93H159ZM224 92H227L226 93V95L227 94H229L230 95V97H231V100L229 101L227 98H226V95H224ZM76 93H78V96H79V98L80 97H82L81 95H79V93L80 92H76ZM85 93V92H84ZM114 93V92H113ZM141 93H143V90L141 89ZM153 93H155L154 92V90H153ZM220 93H223L222 95L220 94ZM85 95V94H84ZM90 95V94H89ZM115 95H116V93H115ZM157 95V94H156ZM67 96V97H66ZM75 96H77L76 94H75ZM118 96V95H117ZM150 96H155V94L154 95H150ZM88 97H90V96H88ZM109 97L110 98H112V96H110L109 95ZM144 97H146L145 95H144ZM150 98V102H151V100H153V99H155V97L154 98ZM86 98H87V95H86ZM99 98V97H98ZM98 98H96V99H98ZM108 98V97H107ZM106 98V99H107ZM147 98V100H148V96L146 97ZM82 99V98H81ZM263 99V98H262ZM76 100H78V99H76ZM91 100V99H90ZM99 100V102L100 103H98L97 104V106L100 104V105H102V102L104 103V99L102 100L101 98H99L98 99ZM101 100H102V102H101ZM144 100H146V99H144ZM43 101H46V103H48L47 104V106L46 107H44L43 105H45V104H43ZM113 101V100H112ZM75 102H77V101H75ZM83 102V101H82ZM85 102V101H84ZM94 102V101H93ZM107 102H108V99H107ZM111 102V101H110ZM49 103H52L51 105L49 104ZM58 103V105L56 106V104ZM92 103V102H91ZM237 103V104H236ZM79 104V103H78ZM89 104V103H88ZM160 104V105H159ZM195 104V105H196ZM259 104V103H258ZM263 104H264V102H263ZM94 105V103L92 104V106ZM87 106V105H86ZM106 106H107V104H106ZM51 107H55L54 108V110L51 108ZM59 107V106H58ZM98 107H100V106H98ZM101 107H103V108H106L105 106H101ZM252 107H254V106H252ZM87 108V107H86ZM108 108H109V106H108ZM255 108V107H254ZM99 109H101V108H99ZM146 109H144V111H146V113L145 114H143V116L144 115H146V114H148V111L146 110ZM260 109V108H259ZM51 110H53V111H51ZM75 110V109H74ZM91 110H92V108H91ZM82 111V110H81ZM81 111H79L78 112V115L79 114H83L84 113V110L82 111V113H81ZM102 111V110H101ZM106 111H108V110H106ZM117 111V110H116ZM115 111V112H116ZM175 111V112H174ZM54 112V113H53ZM89 112V111H88ZM87 112V113H88ZM91 112V111H90ZM92 113V112H91ZM101 113V112H100ZM198 113H200V112H198ZM241 113L243 114L244 112H242L241 111ZM90 114V113H89ZM93 114V113H92ZM105 114V113H104ZM107 114V113H106ZM194 114H196V113H194ZM201 114H202V111H201ZM201 114H199V115H201ZM241 114V115H242ZM100 115V114H99ZM153 115V114H152ZM176 115V114H175ZM203 115V114H202ZM232 115V116H233ZM121 116H123L122 114H121ZM142 116V115H141ZM186 116V115H185ZM195 116H197V115H195ZM195 116H193V117H191L190 116V118L192 119V118H194ZM75 117V116H74ZM145 117L146 116H144L143 118L145 119ZM182 117L183 118H185L186 119V117H184V115H182ZM181 116H180V119H183ZM240 117V119H241V117L242 116H239ZM139 118V117H138ZM137 118V119H138ZM142 118V120H144ZM146 118H148V117H146ZM178 118V120H176L177 122L179 121V117H177L176 116V119ZM196 118L197 117H195L194 118V121H196ZM199 118H202V119H204L203 118V116L201 117H199ZM84 119H87V120H89L90 119V121H92L91 120V118H84ZM135 119H136V117H135ZM153 119H158V117H155V118H153ZM202 119H200V120H202ZM76 120V119H75ZM80 120H82V118L80 119V117H79V119H77L76 120V123H74V124H77ZM87 120H85V121H87ZM101 120V119H100ZM193 120V119H192ZM192 120H190V121H192ZM205 121H206V119H204ZM147 121H151V120H147ZM147 121H145V123L147 122ZM175 121V120H174ZM183 121V120H182ZM185 121H188V119H186ZM185 121H183V122H185ZM194 121H192V123H194ZM198 121V120H197ZM203 121V120H202ZM209 121V122H210ZM83 122V121H82ZM100 122V121H99ZM153 123H155L154 121H152ZM164 122H166V121H164ZM164 122H160L161 124L162 123H164ZM174 122V124H179V127L178 128H180L181 126H180V123H183V122ZM199 122V121H198ZM234 122V121H233ZM139 123L140 124H138L137 126L139 127V125H142V122L140 121V119H139ZM143 124V126H142V128H143V130L141 129L140 130V128H137V129H139V131H148L149 132V134H148V132H146L145 133V135H146V137L148 136V138L149 137H152L156 132H157V130H156V132H154L153 131V134L152 133H150V131L152 132V130L154 129V127H156L157 125H159V124H157V123H159V121L158 122H156L155 124H156V126L154 125V127H152V129L150 130L148 127H149V125L146 123V124ZM188 123H190V122H188ZM187 122H186V124H185V126L188 124ZM204 123V122H203ZM203 123L200 121V125H202V127H203ZM208 123V122H207ZM235 123H237L236 121H235ZM241 123V122H240ZM68 124V123H67ZM71 124V123H70ZM69 124V127H71L72 128V130H73V132L74 133H71L72 135H75L74 137H77L76 135H78L79 133H80V130H79V128L78 129H76L75 127H73V124H71L70 125ZM92 124V123H91ZM100 124H101V122H100ZM102 124H104L103 122H102ZM119 124H121V123H119ZM167 124V123H166ZM170 124V126L171 127H173V123H172V121L169 123ZM184 124V123H183ZM183 124H181V125H183ZM196 124V125H195ZM53 125V124H52ZM62 125V124H61ZM145 125L147 126V129H146V127H145ZM189 125V128L191 127L192 128V130H194V131H192V130H190V132L192 131L193 133H191V134H194L195 135V133L197 134V136L199 137V136H201V134L199 135L196 131H195V128L198 126L199 127V130H200V128L202 129V127L200 126V125H197V123H194V125L196 126V127H192V124H188ZM187 125V126H188ZM235 125V124H234ZM54 126V125H53ZM58 126V125H57ZM75 126V125H74ZM77 126V125H76ZM83 126H84V124H83ZM166 126V125H165ZM186 126V127H187ZM204 126H206V122L204 123ZM93 127V126H92ZM103 127V125L100 127V129ZM159 126H157V129H161L163 126L161 125V127H159ZM168 127V126H167ZM171 127H169V129H168V131L171 129ZM198 127H197V129H198ZM54 128V127H53ZM87 128V127H86ZM125 128V127H124ZM145 128V129H144ZM151 128V127H150ZM174 128H177V125H176V127L174 126ZM188 128V127H187ZM207 127H205V129H206ZM210 128V127H209ZM80 129H82L81 131H84L83 130V128H80ZM113 129H114V127H113ZM149 129V130H148ZM166 129V127H163L162 129H161V132H162V130L164 131ZM181 129H183V130H185V127L183 128H181ZM107 130H108V128H107ZM129 130V129H128ZM183 130H177L176 129V131L173 129V131L171 130V132L170 133H172V132H179V131H183ZM237 130V129H236ZM236 130H235V132H236ZM69 131H71L70 129H69ZM93 131H94V129H93ZM106 131V130H105ZM105 131H103V132H105ZM160 131V130H159ZM159 131H158V133H159ZM204 131H206V132H204ZM85 132V131H84ZM95 132V131H94ZM160 132V133H161ZM164 132H167V131H164ZM164 132H162V133H164ZM187 133H186V135H190V137H192L191 136V134H189L188 133V131H186ZM201 132V131H200ZM199 132V133H200ZM202 132H204V133H202V134H204V135H206V133H207V129L206 130H203ZM215 132L213 131V133L215 134ZM57 133V135L56 136H60V133H59V131L58 132H56ZM55 133V134H56ZM59 133V134H58ZM138 133H140V132H138ZM159 133V135H161V138H162V140L160 139V138H158L157 139V137H156V139L157 140H159L160 139V141H164V137H163V135H162V133L160 134ZM180 133V132H179ZM234 133V132H233ZM55 134H54V136H55ZM70 133H69V135H71ZM165 134V133H164ZM212 134V133H211ZM96 135V137H97V134H94V136ZM98 135H99V133H98ZM107 135V134H106ZM133 135V134H132ZM145 135L143 134L142 136H144L145 137ZM150 135V136H149ZM168 135V134H167ZM194 135H193V137H194ZM203 135V136H204ZM226 135V134H225ZM234 135V134H233ZM48 136V135H47ZM50 136H52V135H50ZM49 136V137H50ZM53 136V139L55 138ZM182 136V134L180 135V137ZM183 136H185L184 134H183ZM196 136V137H197ZM212 136V135H211ZM228 136V135H227ZM48 137V138H49ZM73 137V136H72ZM154 137H155V135H154ZM167 137V136H166ZM180 138V137H178V136H175V138ZM170 138H172V137H170ZM169 138V140H172V139H170ZM211 138V137H210ZM53 139H50V140H53ZM206 139H208L207 138V135H206ZM48 139L46 138V140L44 141V142H46ZM50 140H49V142H50ZM118 140V139H117ZM54 141V140H53ZM96 141V140H95ZM165 141H168V140H166L165 139ZM211 141H213V140H211ZM106 144V143H105ZM107 144H109V143H107ZM92 144H90V146H91ZM118 145V144H117ZM210 145V144H209ZM89 146V147H90ZM107 146V145H106ZM105 146V148H103L102 150L105 152L106 150H111V148H108V147H106ZM120 146V145H119ZM92 147H94L93 145H92ZM113 147H116V146H113ZM108 148V149H107ZM127 149V148H126ZM126 149H124V151L126 150ZM95 150V149H94ZM117 150V149H116ZM40 151H42V150H40ZM102 151V152H103ZM112 152H113V149L111 150ZM118 151H120V149L118 150ZM112 152H110L111 154H112ZM42 153V152H41ZM40 153V154H41ZM45 153H46V151H45ZM35 154H37V153H35ZM92 154H94V151H93V153ZM103 154V153H102ZM105 154V153H104ZM103 154V155H104ZM106 154H107V151H106ZM109 154V153H108ZM115 154H116V152H115ZM38 155H39V151H38ZM42 155V154H41ZM48 155V154H47ZM91 157H93V155H91ZM107 157V156H106ZM114 157V156H113ZM104 158V157H103ZM103 158H102V161H103ZM38 159V158H37ZM107 158H104V160H106ZM100 161L101 160H99V164H100ZM101 161V162H102ZM97 163H98V161H97ZM106 163V162H105ZM104 165V164H103ZM14 168V167H13ZM24 170V169H23ZM53 171V170H52ZM12 172V171H11ZM11 172H10V174H11ZM13 172H15V171H13ZM1 173V174H2ZM24 173H25V171H24ZM4 175H6V174H4ZM8 175H9V173H8ZM12 175V174H11ZM1 176V175H0ZM13 176V175H12ZM15 176V175H14ZM13 176V177H14ZM2 177H4V176H2ZM5 179V178H4ZM7 181H9V179L10 178H8L7 177ZM117 179H115V178H112V177H110V178H108L107 179V181H116ZM6 181V182H7ZM11 181H12V178H11ZM9 183H10V181H9ZM24 183V182H23ZM105 183H103V187H102V189H101V193L102 194H105V185H104ZM48 192V191H47ZM50 192V191H49ZM43 193H46V191L44 192L43 191ZM130 194V196L131 197H134V196H141V191L139 190V189H133L130 193H128V195ZM30 195V194H29ZM86 196V195H85ZM70 200V199H69ZM86 200V199H85ZM18 201V200H17ZM32 201V200H31ZM30 201H29V199L28 198H26V199H24V200H22V202H17V203H15V205L14 206H12V204H11V206L10 205H8V207H7V209L5 210V211H3V212H1L0 214L1 215H8V214H10L11 213V215H16V214H18L19 212V210H18V208L21 206L20 205V203H23V204H29V208H30V205H32V204H30L29 203ZM68 203V202H67ZM86 203V202H85ZM90 203V202H89ZM18 205V206H17ZM36 205V204H35ZM70 205V204H69ZM117 205V204H116ZM160 205V204H159ZM161 205H163L162 203H161ZM159 206V208L162 210V213L164 214V215H166L167 214V208H164L163 206ZM27 207V206H26ZM25 207V208H26ZM89 207V206H88ZM118 207V206H117ZM143 207V206H142ZM6 208V207H5ZM28 208V207H27ZM27 208H26V211H27ZM28 208V209H29ZM81 208V207H80ZM84 208V207H83ZM12 209H14V211H15V209L17 210V213H14V211L12 210ZM22 209H23V207H22ZM32 209V208H31ZM28 210V211H30V213L31 212H33L34 210L32 209V210ZM35 209V208H34ZM112 209V208H111ZM113 211H114V209H112ZM144 210H145V206H144ZM143 210V211H144ZM20 211H21V209H20ZM138 211V210H137ZM141 211V210H140ZM140 211L138 212V213H140ZM16 212V211H15ZM34 212H37V210H35ZM112 212V211H111ZM142 212V211H141ZM28 213V212H27ZM34 214V213H33ZM29 215V214H28ZM142 216V215H141ZM138 217V216H137ZM135 218V217H134ZM139 218V217H138ZM137 218V219H138ZM141 218V217H140ZM136 219V218H135ZM135 219L133 220V222H134V224H136V227L137 226H139L140 225V223H135L136 221H138L137 219H136V221H135ZM185 220V219H184ZM169 222H171V221H169V220H164V221H162V222H160L161 224H168ZM129 224V223H128ZM133 223L131 222V225H132ZM137 224H139V225H137ZM133 226V225H132ZM131 226V227H132ZM183 230H188V231H192V232H200L201 231V227H199V226H196L191 220H187V221H180V222H178V223H176V224H174L173 226H172V229H171V231L169 232V237L170 236H174V235H176L177 233H179L180 231H183ZM167 244V243H166ZM169 246V245H168ZM167 247V246H166ZM196 264V263H195Z\"/></svg>",
    "mask_w": 264,
    "mask_h": 264
}]
</instances>
